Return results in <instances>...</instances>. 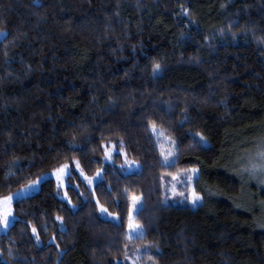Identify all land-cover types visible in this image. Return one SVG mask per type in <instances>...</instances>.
I'll list each match as a JSON object with an SVG mask.
<instances>
[{
    "label": "trees",
    "instance_id": "obj_1",
    "mask_svg": "<svg viewBox=\"0 0 264 264\" xmlns=\"http://www.w3.org/2000/svg\"><path fill=\"white\" fill-rule=\"evenodd\" d=\"M0 31V197L66 163L103 170L94 189L69 175L73 206L53 178L16 200L0 264H264V175L245 171L264 141V0H0ZM111 143L140 169L105 164Z\"/></svg>",
    "mask_w": 264,
    "mask_h": 264
},
{
    "label": "rangeland",
    "instance_id": "obj_2",
    "mask_svg": "<svg viewBox=\"0 0 264 264\" xmlns=\"http://www.w3.org/2000/svg\"><path fill=\"white\" fill-rule=\"evenodd\" d=\"M156 134H157V135H160V133H158V132H156ZM105 147H106V154H105V157H104V163H105V164H107V163H109V164H110V163H111V164H114V163H115V164L117 165L118 168H121V169H123V170L126 171V172H132V171H135V170H139V169H140V167H139V168H128V167H126V166H123V165L125 164V159H126V158L128 159V157L125 155L124 150L122 149V147H118L115 143L106 144ZM161 147L163 148V154H164V157L168 156V153H169V152L173 153V155H174L173 146H172V143L170 142L169 139H164V140L162 141V143H161ZM121 153H123V154H121ZM173 155H172V156H168V159H169V160H174V156H173ZM108 157H110V159H109ZM118 157H119V159H118ZM128 160H130V159H128ZM130 161H131V160H130ZM77 163H78L77 161H74L73 163H66V164H63L62 166H60V167H58V168H56V169L50 170V171L44 173L43 175H41V176L44 177L43 181H44L45 179H47V178H53V179H55L56 182H57V185H58V189H59L58 195H59L61 198L66 199V200H68V201H69V197H68V194H67L68 177H69L70 174H73L74 171L77 172V173H78V174H79V175H80V176H81V177H82V178L88 183V185H89L92 189H94L95 185H96V184L102 179V176H103V170H102V169L98 171V172L100 173L99 176H97V174H95V175H93V176H89V175H87V174L81 169L80 165H79V167H77ZM64 165H67V167L64 168V171H63L62 173L59 174V175H60V179L58 180V179H57V176H56L54 173L56 172L57 169H60V168L63 167ZM122 166H123V167H122ZM189 170H190V169H189ZM187 172H188V170L184 171L185 174L182 176V178L187 179V178H186V173H187ZM81 173H83V174H81ZM196 175H197V174H196ZM196 175H194V176L192 177V179H191L190 182L187 181V180H185V179H183V180L181 181V183H183V184H188V183L191 184V185L189 186V188H188V193H189V195H188L187 197H185V199H186V201H187L189 204H191L192 206H197L198 204L201 203V200H200V201H198L196 204H193V203L191 202V199H189V197L192 195V193H193V191H194V188H193V186H192V182H193V178H195ZM41 176H40V177H41ZM85 177H88V178L91 179V181H92L91 184L88 182L87 179H85ZM180 178H181V176H180ZM41 183H42V181L36 186L35 189H33L32 191H30V192L24 194L23 197L30 196V195H32L33 193L37 192V191L40 189V187H41ZM173 185H174V187H178V183H177V182H175ZM25 186H26V185H25ZM25 186L20 187L19 189H17L16 191H14L13 193H11V194H9V195H7V196L0 197V199H3V198H5V197H12V200H11V202H10L11 215L9 216V220L11 221V223L9 224V227H8L7 229L3 228V226H0V234H2V233H7V232H8V229L10 228V226L15 222V220H16V215H15V210H14V203H15L16 200L20 199L19 197H16V193H17L21 188H23V187H25ZM172 192H173V194H176L177 190H173ZM194 192H195V191H194ZM195 193H196V192H195ZM23 197H22V198H23ZM134 197H138L139 199H138L137 201H135V203L133 202V199H132V205H131V221H130V219H129V223L131 222V223H133V224H138V223L135 221V215H136V213L139 211V209L142 207V198H141V196H134ZM180 198H181V200H180L179 202L182 203L183 201H185V200H183V197H180ZM70 204L73 206L72 203H70ZM99 206L103 207L102 205H99ZM0 207H2V206H0ZM103 208H105V207H103ZM105 209H106V208H105ZM99 211H100V207H99ZM108 213H111V212H109V211L107 210V213H101V211H100V214H101L103 217H105V218H108V219H114V220H117V219H118L117 215H115V214L112 213L113 215L110 216V215H108ZM13 218H14V219H13ZM139 225H140V224H139ZM142 228H143V227H142ZM128 234H131L132 237L136 236L135 233H133L132 230L129 228V226H128Z\"/></svg>",
    "mask_w": 264,
    "mask_h": 264
},
{
    "label": "snow or ice",
    "instance_id": "obj_3",
    "mask_svg": "<svg viewBox=\"0 0 264 264\" xmlns=\"http://www.w3.org/2000/svg\"><path fill=\"white\" fill-rule=\"evenodd\" d=\"M223 7V5H222ZM185 12H187V9H184ZM0 36H7V33L0 31ZM160 65L159 64H154L153 66V70H159ZM152 131L155 133L156 132V126L155 124H152ZM197 136H199V140L197 141V143H200L201 145H204L207 143V141L205 140V138L203 136H200L199 133L196 134ZM123 142L121 141V144ZM174 143V142H173ZM259 151L256 154L257 159L259 160V164H252L251 168L245 169V171H247L249 173V175L254 176L257 172H259L261 175H264V141L261 142V145L259 146ZM123 154V153H121ZM173 153L169 152L168 156H172ZM168 156L165 157L164 163L168 166H171L172 164H174V160H169ZM110 159V157H108ZM123 166H126L128 168H139L140 165L135 162V161H130L127 158L125 159V164ZM122 166V167H123ZM67 165H64L63 167H61L60 169H57L56 172L54 173L57 176V179H60V173H62L64 171V168H66ZM77 167H79V164L77 163ZM197 169L193 168L188 170V172L186 173V178L187 181H191L192 177L194 175L197 174ZM83 174V173H81ZM100 173L97 172V176H99ZM44 177H38L36 180L34 181H30L29 184H27L25 187L21 188L17 193H16V197L22 198L24 194L32 191L33 189L36 188V186L43 181ZM85 179L88 180V182L91 184V179L88 177H85ZM262 184H264V179H262L260 181ZM181 195H183V193H181ZM139 198L138 197H133V202L135 203V201H137ZM189 199H191V202L193 204H196L198 201H200L202 199V197L198 194L195 193L193 191L192 195L189 197ZM12 200V197H5L3 199H0V226H3V228L7 229L9 227V224L11 223V221L9 220V216L11 215V207H10V202ZM69 203H71V201H69ZM98 207H100V211L101 213H107V209L99 206V202H97ZM108 215H113L112 213H108ZM14 219V218H13ZM57 220H62L61 217L57 216L56 217ZM129 219L131 221V213H129ZM261 227H264V224L260 225ZM129 228L132 230L133 233H135L136 237L143 239L144 238V230L142 228L141 225L139 224H133V223H129ZM36 228H32V232L34 235H36ZM132 235L129 234L128 239H131ZM36 239L37 241H39V236L36 235ZM54 239V237H53ZM57 247H59L57 245ZM149 259H152V257L150 256Z\"/></svg>",
    "mask_w": 264,
    "mask_h": 264
}]
</instances>
